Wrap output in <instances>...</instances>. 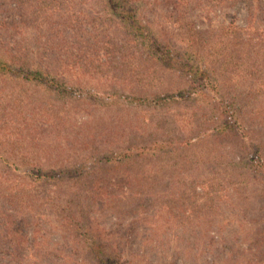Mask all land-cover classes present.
Returning <instances> with one entry per match:
<instances>
[{"label": "rangeland", "instance_id": "374dc122", "mask_svg": "<svg viewBox=\"0 0 264 264\" xmlns=\"http://www.w3.org/2000/svg\"><path fill=\"white\" fill-rule=\"evenodd\" d=\"M129 6L157 43L153 50L120 27L105 0H0V42L9 43V57L16 52L24 55L19 61L49 67L61 89L74 90L59 97L0 78V172L11 169L17 185L38 173L36 165H64L60 187L47 194L40 186L20 199L22 214L8 210L30 221L24 237L11 234V254L0 263L94 264L86 244L93 235L118 247L128 264H264V182L245 165L251 142L264 160V0ZM166 45L204 62L216 81L209 95L235 101L244 140L214 130L222 113L209 99H126L185 86L184 75L149 56ZM111 150L135 158L108 170L85 162ZM82 162V178L66 172Z\"/></svg>", "mask_w": 264, "mask_h": 264}, {"label": "trees", "instance_id": "16d2710c", "mask_svg": "<svg viewBox=\"0 0 264 264\" xmlns=\"http://www.w3.org/2000/svg\"><path fill=\"white\" fill-rule=\"evenodd\" d=\"M109 3L111 8V16L119 21L120 27L125 31L134 32L135 34H141L145 37L147 44L152 47V50L155 48L157 43L152 40L150 37L144 35L146 32V27L141 23L140 16L138 11L134 10L129 3L132 0H105ZM2 23V25H4ZM139 32V33H138ZM193 39V38H192ZM0 44H2L0 42ZM7 45L2 44L0 46V78H9L15 79L20 83V87L24 88L25 85H40L45 87V90L51 93L60 94L64 96L66 94H72L74 90L72 88L61 89V85L57 83L54 79V75L49 70L50 68L44 65H39L35 62L30 63L26 57L25 61H19L18 58H22L20 54L16 53L13 56L9 57L10 48ZM194 51V50H193ZM23 53V52H22ZM195 53V51H194ZM198 55V54H197ZM153 59L157 60L161 67L168 70L179 71L185 77V86L177 89L174 92H161L157 93L151 98L145 96L141 97L134 93H131L126 96V99L133 104H148L161 105L163 103L174 102L176 104L181 103L182 101H195L194 99H209V104L213 109L222 113V117L214 125V130L221 135L229 134L231 136H239L241 140H244L245 137L243 134L246 132L241 126V121L237 119L236 114V104L234 100L225 101L224 99L220 101H214L209 95L214 86L216 85L215 77L208 67L202 61H199L194 58L195 54H180L178 52L172 51L168 46L162 47V52L160 56H155L149 53ZM18 57V58H17ZM199 57V56H198ZM200 60V58H199ZM19 125V120H16ZM1 126L3 123L0 124ZM29 125V123H28ZM27 125V126H28ZM32 127L29 125L28 128ZM240 129L241 132H238ZM31 132H26V136H29ZM39 135H37L38 137ZM31 138H35L31 136ZM243 149L246 147V142L242 143ZM252 147L251 150L246 152L247 155V164L248 167L255 169L257 173L260 174L262 181L264 182V160L261 161L260 158L262 152L260 150L259 144L249 143ZM15 150L14 148H10ZM137 153L135 154L138 157L144 150V147H138ZM134 157V154L130 150H121V151H108L106 154L102 155H92L86 161L93 160V165L99 167L101 165L107 164V166L118 167L120 164L128 163L129 157ZM75 165L76 168L66 167L67 171L70 172V176H77V179L85 176L83 172V164ZM64 165H50V167H41L36 165L34 168H37L38 173H28V175L23 176V183L15 185L8 179V175L12 173V170L5 168L4 171L0 172L5 181L0 184V256L3 258L6 255H10V247L12 245L9 243L11 234H20L24 237L26 235V223L30 221L29 216H23L20 220L14 219V214H9L8 210L16 211L22 214V205H19L20 199L28 197L30 194H33L37 187H45L47 189V194L52 192L51 187H60L64 180V173L60 169ZM103 167V166H102ZM62 175V176H61ZM30 181V182H29ZM95 185L97 183L95 182ZM100 187H98L99 189ZM85 228V227H84ZM264 226L261 228L260 232L262 233ZM86 234L90 233L89 227L87 228ZM12 234V235H13ZM83 236V235H82ZM28 241V240H27ZM22 243H16L19 247ZM87 249L89 248V253L94 259V264H128L126 260L121 261L122 255L119 253V248H111L108 245L105 247L100 241H98L93 235L87 239ZM1 264V263H0ZM172 264V263H171Z\"/></svg>", "mask_w": 264, "mask_h": 264}]
</instances>
